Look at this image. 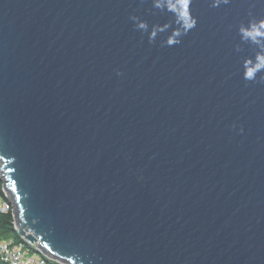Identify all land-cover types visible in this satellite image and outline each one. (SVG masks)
Segmentation results:
<instances>
[{"label":"water","instance_id":"obj_1","mask_svg":"<svg viewBox=\"0 0 264 264\" xmlns=\"http://www.w3.org/2000/svg\"><path fill=\"white\" fill-rule=\"evenodd\" d=\"M190 9L167 46L152 0H0V171L50 259L264 264V72L238 31L264 0Z\"/></svg>","mask_w":264,"mask_h":264},{"label":"clouds","instance_id":"obj_2","mask_svg":"<svg viewBox=\"0 0 264 264\" xmlns=\"http://www.w3.org/2000/svg\"><path fill=\"white\" fill-rule=\"evenodd\" d=\"M213 8L222 4L227 5L230 0H209ZM191 0H152V7L161 12H169L175 16L177 28L173 29L163 42L167 46H174L182 42V37L191 31L197 24V19L193 16L191 9ZM130 19L134 23L136 29L145 32L149 36V42L154 43L159 33L167 31L170 25L150 26L146 21L131 16ZM242 42L254 45L257 53L254 58H247L244 61V79L254 81L258 74L264 72V18L251 19L248 23H242L238 29ZM241 49L237 46L236 51ZM117 75H123L117 72ZM243 133V128L240 129Z\"/></svg>","mask_w":264,"mask_h":264},{"label":"built area","instance_id":"obj_3","mask_svg":"<svg viewBox=\"0 0 264 264\" xmlns=\"http://www.w3.org/2000/svg\"><path fill=\"white\" fill-rule=\"evenodd\" d=\"M0 184V212H8L13 210V201L5 189L1 171ZM0 257L5 264H47L50 259L38 243H31L24 237L19 241L13 237L0 238Z\"/></svg>","mask_w":264,"mask_h":264},{"label":"trees","instance_id":"obj_4","mask_svg":"<svg viewBox=\"0 0 264 264\" xmlns=\"http://www.w3.org/2000/svg\"><path fill=\"white\" fill-rule=\"evenodd\" d=\"M8 237H13L17 241L22 239L19 232L15 229L12 210L8 212H0V238H8ZM0 264H5L1 260V257H0ZM47 264H61V263L56 260L49 259Z\"/></svg>","mask_w":264,"mask_h":264}]
</instances>
